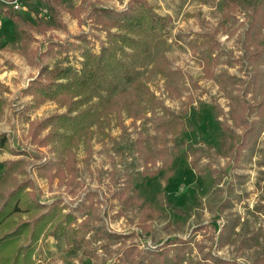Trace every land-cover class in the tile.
Listing matches in <instances>:
<instances>
[{
	"label": "rangeland",
	"instance_id": "obj_1",
	"mask_svg": "<svg viewBox=\"0 0 264 264\" xmlns=\"http://www.w3.org/2000/svg\"><path fill=\"white\" fill-rule=\"evenodd\" d=\"M146 1L172 17L163 41L135 77L146 83L154 99L142 105L117 100L109 109L122 123L114 118L106 136L96 130L90 147L83 142L75 149L73 162L52 124L63 113H75H67V105L58 100H37L28 87L39 77L41 84L50 81L47 67L49 76L69 64L79 71L86 46L93 53L108 46L107 28L96 20L94 7L125 10L132 0H60L53 13L42 0H22L19 13L31 23L27 45L19 24L3 14L10 7L0 1V133L8 138L0 147V212L6 204L3 212H11L17 202L23 208L0 225V264H12L21 246L29 255L25 264H115L125 251L134 258L129 264H158L151 262L153 251L178 240H188V264L203 262L208 253L212 261L255 264L264 254V119L257 108L244 113L246 121L259 122V132L237 158L244 129L233 127L229 115L233 99L254 104L246 94L253 66L245 40L251 12L263 0H241L230 19L223 15L225 0ZM214 28H220V45L210 77L203 49L196 46ZM117 44L128 47L129 40L119 38ZM163 55L178 79L160 70L166 65ZM130 87L131 82L122 80L118 90L103 94L111 99ZM169 113L183 118L175 139L182 141L184 154L171 167L166 162L174 154L172 132L164 135L158 128L159 119ZM223 125L232 140L227 149ZM160 148L168 154L159 157ZM191 159L198 160L200 172ZM128 187L135 189L140 205L120 199L118 193ZM164 195L184 213L167 207ZM146 207L157 212L147 221ZM61 220L66 231L57 238L52 230ZM33 226L38 229L31 232ZM69 236L74 243H68Z\"/></svg>",
	"mask_w": 264,
	"mask_h": 264
},
{
	"label": "trees",
	"instance_id": "obj_2",
	"mask_svg": "<svg viewBox=\"0 0 264 264\" xmlns=\"http://www.w3.org/2000/svg\"><path fill=\"white\" fill-rule=\"evenodd\" d=\"M45 8L50 12H55L56 9L53 7L55 2L60 0H42ZM85 0H82V3ZM242 4L241 0H225L223 15L230 19L236 15L237 8ZM96 11L99 12L96 20L98 23L105 25L108 37V46H102L99 53H93L92 50L86 46L82 52L83 58L81 60V68L78 71L73 65H68L65 67H57L53 70V74L49 76L50 70L48 67L45 71L48 72V77L50 81L55 79V82H47L41 84V77L38 80H33L28 90L36 95L37 100L45 101L46 99L58 100L61 105H67L69 114L75 113L73 115H67L63 113L62 115L56 117V122L52 124L54 130L52 133L59 138L65 145L66 150L63 151L67 153L68 158L73 162L76 155V148H79L80 144L85 142L87 146H91V141L97 130L103 136L108 135V128L110 127L114 118L112 112L109 108L111 105H115L116 101L123 98L132 102L135 105L150 104V100L154 97L150 93L149 88L146 83L140 79L135 78L139 68H141L146 61V57L152 52L154 47H156L160 42L163 41V37L166 34V29L172 21L170 15L163 16L159 14L151 3L146 0H132L125 10H117L114 8L107 7H94ZM4 15L12 20L14 23L19 24V31L23 38L24 45H27L26 40L30 37L26 28L30 26V22L25 20L19 12H15L12 9H6ZM251 20L249 22V27L246 31V51L247 59L253 66V79L250 86V91L247 90L246 94H250V98L254 101V104L248 103L245 99L232 100L230 102V121L233 127L243 128L244 132L242 135V141L237 147L236 156L240 157V153H243L245 149H248L257 139L259 132V122L254 120H245L244 113L255 112L259 117L264 119V0L263 2L251 12ZM37 24L41 28H45V24L42 21L41 15L37 14ZM116 29L113 32V29ZM220 33V28H214L212 31L205 34V39L203 42L196 46L203 49V62L206 67L207 74L212 77L213 71L211 67L213 63L215 64L218 60V56L215 51L219 48L218 35ZM84 36V41L86 44V35ZM129 40V45L122 46L117 44L118 39ZM118 53L120 56H118ZM68 55L66 59H68ZM65 59V57H64ZM162 59L166 62L163 69L164 75L172 76L171 79H178L179 75L173 73L168 68L167 58L165 55ZM131 82V87L128 90H122L114 98L108 99L104 96V92L111 94L118 90L121 81ZM146 86V87H145ZM84 107L83 110H79ZM78 112H72L77 111ZM132 116V115H129ZM134 116L137 120L139 117ZM168 116V117H167ZM167 116L159 119V130L162 129L163 134L166 135L171 131V139L174 143V154L168 162H166L167 167L174 165L175 159L181 157L184 152H181L182 141L180 139H175L177 134L181 133L180 125L183 118L180 114L169 113ZM158 120V118H157ZM122 123V118L117 117V122ZM224 126L222 132V144L227 149L231 144V136L228 133V127ZM57 127L63 129L59 131ZM96 127V128H95ZM173 130V131H172ZM167 139V136H166ZM143 140L141 137L139 143ZM165 141V140H164ZM8 143V138L5 134L0 133V147H5ZM145 150V149H144ZM62 153V152H61ZM159 157H163L168 154L166 148L159 149ZM72 169L73 163L69 164ZM192 167L201 171L198 166V160L191 159ZM135 189L130 187L119 192L118 195L120 199L129 205L130 202H136L140 205L141 199L134 193ZM162 202L166 204L167 207L173 208L174 211L183 214L184 211L176 206L174 202L170 201L169 197L164 195L162 197ZM9 204L5 205L4 210L0 212V225L6 223L7 219L10 218L15 213L22 212L23 208L20 203L17 202L15 207L11 212L4 213L3 211H8ZM151 207H146L148 211V216L145 218L146 221L150 218V214H155ZM13 211V212H12ZM149 220V219H148ZM24 225V224H23ZM144 229L149 228L145 222H143ZM35 226L32 227L31 232H33ZM60 230H63L60 232ZM66 231L64 227V222L61 220L57 227L52 230V234L57 238ZM70 231V230H69ZM76 230L73 229L74 233ZM71 232V231H70ZM61 233V234H60ZM36 235V234H35ZM34 235V236H35ZM108 234L109 237H111ZM71 239V240H69ZM68 243H74L75 238L69 236ZM253 238L248 240L251 242ZM179 244L176 242H168L158 247L156 251H153V258L151 262L156 261L158 264H188L185 257V250L189 247L188 240H178ZM176 248H168V246ZM19 248L14 254V260L12 264H25L29 255ZM31 251V250H30ZM32 252V251H31ZM10 256V255H9ZM208 258H204V261H200L197 264H229L226 260H220L214 258L217 262L210 260L213 256L207 254ZM125 257V259H123ZM120 262L115 264H129V261L134 262V258L131 253L125 251ZM136 264H143L137 262ZM255 264H264V254L260 255L256 260Z\"/></svg>",
	"mask_w": 264,
	"mask_h": 264
},
{
	"label": "built area",
	"instance_id": "obj_3",
	"mask_svg": "<svg viewBox=\"0 0 264 264\" xmlns=\"http://www.w3.org/2000/svg\"><path fill=\"white\" fill-rule=\"evenodd\" d=\"M0 1H2V2H4V3H6L7 5H8V7H10V8H5V10L6 9H12L13 11H15V12H19V11H21L23 8V6H22V3H21V1L22 0H0ZM5 10H3V12L5 11ZM47 10V9H46ZM4 14V13H3Z\"/></svg>",
	"mask_w": 264,
	"mask_h": 264
},
{
	"label": "crops",
	"instance_id": "obj_4",
	"mask_svg": "<svg viewBox=\"0 0 264 264\" xmlns=\"http://www.w3.org/2000/svg\"><path fill=\"white\" fill-rule=\"evenodd\" d=\"M5 16V15H4ZM6 17V16H5ZM9 19V18H8Z\"/></svg>",
	"mask_w": 264,
	"mask_h": 264
}]
</instances>
